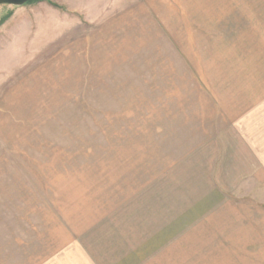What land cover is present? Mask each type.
Returning <instances> with one entry per match:
<instances>
[{
  "label": "rangeland",
  "instance_id": "obj_1",
  "mask_svg": "<svg viewBox=\"0 0 264 264\" xmlns=\"http://www.w3.org/2000/svg\"><path fill=\"white\" fill-rule=\"evenodd\" d=\"M128 9L0 88V264H264V0Z\"/></svg>",
  "mask_w": 264,
  "mask_h": 264
},
{
  "label": "crops",
  "instance_id": "obj_2",
  "mask_svg": "<svg viewBox=\"0 0 264 264\" xmlns=\"http://www.w3.org/2000/svg\"><path fill=\"white\" fill-rule=\"evenodd\" d=\"M135 0H42L0 14V88L15 76L20 57L36 54L39 38L52 36L66 22L80 26L109 20L119 11L129 12ZM44 11V12H42ZM40 32V33H39ZM33 46V47H31ZM15 74V75H14Z\"/></svg>",
  "mask_w": 264,
  "mask_h": 264
},
{
  "label": "water",
  "instance_id": "obj_3",
  "mask_svg": "<svg viewBox=\"0 0 264 264\" xmlns=\"http://www.w3.org/2000/svg\"><path fill=\"white\" fill-rule=\"evenodd\" d=\"M40 0H0V14L2 11H14L30 3Z\"/></svg>",
  "mask_w": 264,
  "mask_h": 264
},
{
  "label": "trees",
  "instance_id": "obj_4",
  "mask_svg": "<svg viewBox=\"0 0 264 264\" xmlns=\"http://www.w3.org/2000/svg\"><path fill=\"white\" fill-rule=\"evenodd\" d=\"M40 1H42V0H40ZM37 2H39V1H37ZM37 2H33V3H37ZM33 3H30V4H33ZM0 23H1V21H0Z\"/></svg>",
  "mask_w": 264,
  "mask_h": 264
}]
</instances>
